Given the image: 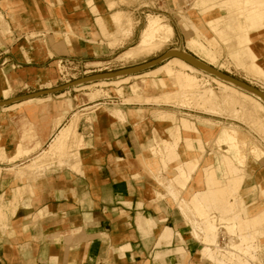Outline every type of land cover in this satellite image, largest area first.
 I'll return each instance as SVG.
<instances>
[{
	"label": "crops",
	"instance_id": "0c3cea01",
	"mask_svg": "<svg viewBox=\"0 0 264 264\" xmlns=\"http://www.w3.org/2000/svg\"><path fill=\"white\" fill-rule=\"evenodd\" d=\"M41 1L0 0V12L12 29L11 44L7 42L6 45L8 48L13 44H16L15 48L22 45L18 49V55L8 56L19 68L14 85L17 86L18 93L12 94L11 97L16 99L6 106L49 94L52 96L49 102L24 104L16 111L0 109V143L8 156L15 155V149L20 142L23 149H31L37 144H41L42 149L47 148L54 132L58 130L57 119L67 110V102L57 95L69 89L54 90L61 86L58 85L53 86L49 93L37 95L40 91L49 90L46 84L53 81L49 69L52 65L51 58L80 56L87 60L98 59L88 63L110 62L99 60L108 58L99 55L104 54V48L98 51L99 49L94 50L88 46L89 38H95L96 41L104 38L95 15L87 17L75 14L77 9L72 6L73 9L68 12L65 9V15L49 12L47 16L42 17L39 11ZM81 1L82 8H85L86 0ZM94 1L97 13L102 15L97 18L101 20L97 21L101 25L103 19L110 16L107 15L111 12L108 6L110 1L116 2L117 7H124L129 0ZM233 1L241 10L240 14L253 7H264V0ZM114 2H111L110 7H114ZM70 3L75 5L76 0H66V4ZM30 6L34 14L27 12ZM207 6L213 7L205 16L211 15L217 7L214 4L203 8ZM111 18L112 15L107 22L114 26ZM68 20L71 21L70 26L72 25L69 29L70 44L65 41L64 34L63 39H54V35H51L53 30L49 29L53 25L57 26V23L61 26ZM209 21L218 19L211 18ZM18 22L23 25V29L25 25L31 24L30 31L36 32L37 37H43L38 40H43L45 44L36 45L37 40L34 41L32 49L25 55L23 48L27 45H23V39L26 38L27 32L14 28V24ZM41 23H45L48 28H40ZM258 25L257 29L260 27ZM254 40L255 38L246 45H251L249 50L260 52L257 63L264 69V46L259 49L254 45ZM262 43L264 45V42ZM244 46L245 44L239 51L248 50ZM146 62L148 61L143 63ZM140 64L122 66L117 70ZM102 71L98 69L90 73L97 74ZM5 75L6 72H0V81ZM2 100L4 99L0 94V101ZM137 106H123L125 121L106 114L104 110L97 113L100 110L97 109V121L92 126L85 123L79 125V130L85 137V145L80 149L81 173L53 165L35 180L18 179L15 170L18 167L25 169V164L30 163L31 159L40 153V149L13 162L0 161V194H3L7 201L12 198L13 188L26 186L29 182L33 186V193L26 191L20 198L15 213L10 214V207L7 219L0 223V264L201 263L202 259L195 257L200 245L191 235L190 224L181 215L171 197L160 198L161 195L158 196L157 192L166 194L165 184L168 180L162 179L172 176L170 180L175 186L176 182L181 183L182 186L176 187L182 188L185 198L201 190L203 185L196 175L187 184L184 178L175 176L176 162L171 163L165 170L161 158L148 150L155 137V131L163 136L168 126L167 122L157 121L154 117L155 112L160 109L158 107L166 105L145 104L141 114L142 109L136 110ZM179 150L182 151V148ZM181 158L185 159L183 155ZM68 161L69 159L61 160L60 165L63 166ZM10 168H13L12 171ZM26 174L31 176L27 172ZM257 204H260L259 201ZM145 219H149L150 224H145ZM152 223L154 224L151 227ZM166 227L172 228L175 233L171 246L160 243L161 234ZM180 236L184 238V242ZM179 245L184 246L188 252V256L183 259H180L182 253H170Z\"/></svg>",
	"mask_w": 264,
	"mask_h": 264
},
{
	"label": "rangeland",
	"instance_id": "374dc122",
	"mask_svg": "<svg viewBox=\"0 0 264 264\" xmlns=\"http://www.w3.org/2000/svg\"><path fill=\"white\" fill-rule=\"evenodd\" d=\"M122 1H125V0H122ZM151 1H153V4H151ZM86 2L87 3L85 5V8H82V1L81 0H76L75 5H73L71 3L66 4V0H42L41 3L39 4V11H40V14L42 17L47 16L49 12L55 13L57 15H59L60 13L61 14L63 13L65 15L66 14L65 9H67V12H68V10L73 9L72 6H74V8L77 9L75 14L87 15V17H88V15H95L96 16V23H97L99 29L101 30V33H102L104 38L101 41H98V40L96 41L95 38H89L88 46L93 47L94 50L99 49L98 51H100V49L102 51V49L104 48L103 49L104 54H99V55H101V57H102V55H104L105 57H108V58L99 59V60L110 61V62H108V64H106V63L104 64L101 61L88 63L90 61H94V60H98V59H88L87 60L84 57H80V56H69L66 58H62V57H55L54 58L53 57L50 60L52 65L49 68L50 72L53 76V81H52V83L48 82L46 84L47 89L51 90V89H53V86L65 84L66 81H68V80L73 81L74 79H78V78L83 77V76L92 75V73H90V72L93 70L99 69V70H103L102 72H113V71L121 68L122 66H131V65L143 63L145 61H150V60L156 59V58L164 55L165 53H167L169 51V53L178 54V56L177 55L174 56L175 58L179 57L180 53H182V57H184V56L188 57L187 54H191L199 62H202L208 66H211L212 68H214L218 71L227 73V74H229V75H231L237 79L245 81L246 83L252 85L253 87L256 85L255 87L257 89H259L264 94V78L261 77L264 75H262V74H261V76L253 75L254 72L252 71L253 74L250 72L251 70H250L249 65H248L249 62L247 60H245L246 55L248 54V52H250L248 48L249 47L251 48V45L248 46L246 44H249L250 42L246 41L245 43H243V45L245 44L244 48L248 49V51L244 50L243 53L240 54V53H237L239 50H232V51L228 50L229 48L226 45V43L224 41H222L218 36H216L217 31L226 25L227 20L231 16L234 17L236 15H241L240 14L241 10L238 9L236 2H234L233 0H129L127 4H124V7H117L116 2L110 1L108 6H109V9L111 10V12H108L107 15L111 16L114 12H117V11L123 12L124 11L125 14H127L128 17L130 16L129 18H131V23H132L131 35L124 36V37L120 31L116 30L115 26L108 24L107 21H109L108 18L110 16L106 19H103L101 25L98 24L97 18L102 16V15L98 14L96 11L95 1L94 0H86ZM111 2L115 3L113 8L110 7ZM142 3H145L146 6H149L152 9H157L158 11L155 10V12H152L151 10H145V13L140 14V10H138V7ZM189 3H191V6H188ZM214 4H216L217 7L211 15L205 16L208 13H205L203 16L198 15V11L203 9L204 6L214 5ZM27 9H28V11H27L28 13L34 14L32 6L28 7ZM180 9H181V11H180ZM160 10H161V12H160ZM217 10H221V11L217 12ZM149 11H151V13L148 14L149 16L150 15L155 16V15H159V14L165 15L167 18V19L165 18V21L173 27L174 34L167 43H165L162 47L156 49L155 52L152 51L153 53L151 52L148 55H143V56H140L137 58H131V59L124 58V60H125L124 61L122 53H124V51H127L128 49H131L132 47H134L138 44L139 39L141 38L142 33L148 24L149 16L147 15L148 16L147 17L146 14ZM35 12H36V9H35ZM0 13H2V12H0ZM182 13H183V15H181ZM186 15H187V18H186ZM3 17H4V15H3ZM211 18L212 19L213 18L218 19V21H217V24H215L212 28H208L206 23H207V21L211 20ZM2 19L3 20L1 21V23L4 26H2V24L0 23V25H1L0 26V48H2V50H0V72L4 71V72H6V75L4 76L3 80L0 81V94L4 100H8V99H11L12 94L15 95L16 93H18L17 92L18 90H16L17 86H14V85H16L15 82L17 81L16 71L19 68L18 64L14 63L12 61V59L9 60L8 56H10L9 54H11L12 56L18 55V49L22 45H19L18 48H15L16 44L15 45L13 44L12 47H9V48L7 47L6 43L8 42L11 44V39L13 38L11 36L12 29H11V26H9L10 24L6 20V18L4 17ZM0 20H1V18H0ZM240 21H241V24L244 23L242 18L240 19ZM191 23H193V24H191ZM70 24H71V21L68 20V21H64V24L61 26L58 23H57V26L53 25V27L49 28V29H52L53 33H54V34L52 33L51 35H54V39L55 38L56 39H61V38L63 39V34H64L65 41L68 44H70L71 43V38H70V31L71 30L69 31V29L72 26V25L70 26ZM5 26H6V28H8V32L7 31L5 32V30H4ZM25 26H26L25 29H23V25L20 24V22L14 24V28H18V29H21L20 31L24 30L27 32L26 38L23 39L24 40L23 45H27V46H24L23 52L25 55H28V52L32 49V47L34 45L33 44L34 41L37 40L35 42L36 45L45 44V43H43V40H38V39H43V37H37L36 32L30 31V30H32L31 24L25 25ZM193 26L197 27L199 30H197V32H196L194 30ZM217 26H219V27H217ZM39 27L45 28V27H47V25L45 23H41L39 25ZM208 30L210 31V33H206ZM214 31H215V33H214ZM200 33L204 34L205 36L201 35L202 37L201 36L198 37L197 35H200ZM212 33H214L215 36ZM211 34H212V36H211ZM253 35H255V34H253ZM209 36H211L210 38H212V40H211V41H213L212 43L209 39ZM255 36L256 37L254 40V45H256L259 49L263 48L264 45L262 42H264V30L260 31L259 33H256ZM116 37L117 38L120 37V38L117 39ZM192 37L200 39L199 41H200V43H202L201 46H203V47L205 46L206 49H205V47H204V49H203V47H201V48H199V47L198 48H189L187 46L188 45L187 44L188 39H190ZM213 37H216V38H213ZM4 38H6V39H4ZM205 41L208 42L209 46ZM110 42H111V45H110ZM98 44H102V45H98ZM210 45H211L212 49H211ZM13 47H14V49H13ZM209 50H211V51H209ZM213 50H214V53L212 52ZM4 53H7V54H4ZM100 53H102V52H100ZM209 54H210V56H209ZM109 56H111V57H109ZM211 56H213V59H211ZM174 57L164 59L163 61H161L157 65H155L149 69H146L142 72H139V73L129 74L126 76H120L117 78H111V79H106V80H98L95 82H88V83H85L83 85L76 86L75 87L76 89L74 88L75 90H70V92H69V90H65V91L61 92L60 94H58L57 97L58 98H64L65 101L67 102V106H68L67 110H64L60 114V115H62L66 111L67 114H66V118H65L64 122H69L70 118H72L74 113H78L79 116L81 115L80 117L87 115L89 120H91L90 122L88 120L89 123H85L81 119L75 125V128L77 126L76 131L78 133V136L80 138L82 137V139L77 137L78 139H76V141H78V142H76V144L74 143L75 150L72 147L73 149L71 148V151H70V153L73 152V154L69 153V155H67V157H59V158L57 157L56 159L53 158L52 160L49 159L47 162L43 163V166H42L43 168L41 167V169L38 172L31 175L30 177H28V175L26 174V169H22V168L18 167L15 170L16 177L18 179L28 178L29 180H35L37 178V176L43 175L53 165H57V167H60V168L67 167L73 171L81 173L82 170H81L80 149L83 145H85V141H84L85 137L80 132L79 125L81 123H85L89 126H92L97 121L96 110L99 108V105H97L94 108H90L91 110L90 109H84V108L87 106L90 107V106H93V105H96L99 103H105V104H101L103 106L99 111H97V113L102 112L104 110L106 114L112 115V116H114V114H111L112 113L111 110L119 109V108L123 110V106H130L131 104L132 105H138L136 110L138 108L142 109L141 112L139 111L140 114L143 112L142 106L147 104V103H148L147 105L153 104L156 106L166 105L164 107H158L160 109L157 112H155L154 117L157 121L168 123V126L166 127L165 131L163 132V137H169V138L177 137L178 140L175 144L177 156L175 155V156H170V157L168 156L167 157L168 164L166 167H164L165 170L169 167V165L171 163L176 162L175 166H177V164H179V163H183V162H186L189 160L192 161L193 158L196 159L197 157H198L197 159L199 161L198 165L200 166V168L203 166L211 165V164L215 165L217 163V160H218L217 155L218 154L216 152H214V148H212L213 147V143H212L213 141L211 139L209 140L207 138L205 131L201 128V123L199 121L200 119L207 120L209 118L212 121L217 120L216 123L219 122V124H221V123L228 124V125L229 124H235L241 130V132L244 133L243 135L245 136L246 140H248V141H254L255 140L256 142H258V144L262 148H264V138L261 137V135H258L250 127V125L246 121L244 122V120H242L240 117L239 118L235 117V116L232 117L231 113H229V115H228L227 113L230 112L229 111L230 109L228 107H226L227 109L224 108L223 110H218V111L216 110L217 112L214 113L212 111L204 109L205 107L204 108L201 106H199L200 108H198V106L195 107L196 105H193V104L191 105V103L190 104L185 103L186 105H184L182 103L183 104V106H182V104L175 99H174L175 101L173 100L174 101L173 103H172V100H170L171 103H170V101H168L169 104H168V102L166 103V101H164V102L162 101L160 103H157V102L155 103L154 101L153 102L152 101L151 102H139V101L133 102V101H131V102H128L127 104H123L124 100H125L123 98H125V97L127 98V96L129 98V96L132 95V91L130 89L131 85H133L132 83L138 84L139 87L141 88L140 90H138V93L139 94L142 93V95H145V96H157V95L160 96V95H165L168 92L174 93L173 92L174 89H175L174 91L177 92L179 90V87L177 88L178 85H177L174 77H170V78L166 77L165 78L167 84L169 85V87H167V88L157 86V84H155L152 81V79H149V78L146 79V81H144V82L140 78H138V79L135 78L136 76H141V75H143V73L145 74L146 72H149V71L154 70L160 66H163L165 63L167 64V62L168 61L170 62L172 58L174 59ZM60 59L63 60L62 64H60L58 61ZM6 61H7V63H6ZM211 61H213V62H211ZM186 62L189 66H192L193 68L198 69V71L200 70L198 72V74L196 75V77H198L200 79L199 80L200 84L203 82L201 84L202 86L205 85L206 88H209V89L213 88L216 91H218V90L220 91L219 85L216 82L210 81L211 78L218 79V80L220 79V81L222 83H224L225 85L233 87L240 92H244V93H247L249 95H252L254 98L258 99L259 101H261L264 104V101L259 96H257L256 94H254L248 90H245V89H243L237 85H234V84H232V83H230L224 79H221V78H219L213 74H210L208 71H205L204 69H202V68H200V67H198L192 63L190 64V62H188V61H186ZM12 65H15V67L13 68ZM247 67H248V69H247ZM201 71H202V73H201ZM86 72H87V74H86ZM97 73H101V72H97ZM206 74H208V75H206ZM201 75H203V77ZM208 76H210V77H208ZM201 78L203 79V81L201 80ZM204 78L207 79L206 82L204 81L205 80ZM121 81H124V82H121ZM200 81H202V82H200ZM207 82H208V84H207ZM26 90H28V88H26ZM26 90H24V91H26ZM96 90H99V93H98V95L94 96L93 91H96ZM145 92H150V93L154 92L155 94H145ZM91 94L94 98L91 96ZM48 97L51 101L52 96L49 94L45 97L31 98V99H28V100L23 101V102L14 103V105L12 104V106H15V108L18 109L19 107H21L24 104L27 105V104L38 103V102L40 104V100H43L46 98L48 99ZM34 99H36V100L33 101ZM37 99H38V101H37ZM16 104H17V106H16ZM18 105H19V107H18ZM7 107L10 108L11 105L10 106H3L2 109L1 108L0 109L6 110ZM15 108L13 110H11V109H9V110L7 109V110L8 111H16L17 109H15ZM70 109H72L71 113H70ZM123 112H124V110H123ZM217 113H219V114H217ZM11 114H13V112H11ZM125 116H126V114H125ZM99 117H100V115H99ZM193 126H195V128H197L198 131L195 130L193 128ZM174 127H176L177 129ZM218 129H219V127L216 126L214 133H216L218 131ZM80 134H81V136H80ZM156 136H157V133L155 131V137ZM180 147L182 148V151L179 150ZM1 148H2V145L0 143V154H1L0 155V161H2V162H5V161L13 162L16 159L24 156V155H20V156L15 157L13 155L14 157L9 156L8 159H4V158H2ZM211 148L213 149V151L211 150ZM245 151H246L245 152L246 153V162L241 167L239 174H237V177L239 179L242 178V180L241 179L239 180V181H241V183L239 182V184H240V185L238 184L239 188L235 193L237 195L236 197H237V201H238V205H239L238 207L241 209V207L243 208L245 205L250 204V201L247 199V197L249 195H253L254 200L259 201V203L261 204L260 205V208H261V207H264V197L261 196L262 194H264V164L260 165V164H258L257 161H255L252 165H250V162H251L250 152L248 149H246ZM182 155L185 157L184 160L181 158ZM10 157H12V158H10ZM67 159H69L68 163L61 166L60 161L61 160L65 161ZM28 163H26L25 165H27ZM10 169L12 171L13 168H10ZM1 171H2V168L0 167V174H1ZM223 172L224 171H221L218 174V178L222 182H226L227 180H225L226 178H224L225 175ZM195 175H196V177H198V171L196 172ZM229 176H232V174H229ZM193 177H194V174H193ZM171 178L162 179V181L169 180ZM191 180H189L187 184H189V182ZM176 184L180 185L181 183L178 181V182H176ZM180 186H182V185H180ZM187 187H188V185H187ZM26 191L33 193V186L31 184V182H29L26 186L13 188L12 198L9 201H7L4 198L3 194H0V223L7 219V213H8V210L10 207H11L10 208L11 209L10 214L15 213V210L18 206L19 200H20V198L23 197V195L26 193ZM228 196H230V198H232L230 192L228 193ZM159 197L165 198L167 196L163 195V196H159ZM253 212H256V209ZM153 224L154 223H152L151 227L153 226ZM261 224H262V226L259 224L261 226V228H257L258 230L263 228L264 220L261 221ZM263 231L264 230L262 229V230H260L261 233L258 232L259 234L256 233L255 235L253 233V236L258 237V240H259L258 245L260 246L258 248V252L257 251L255 252L257 258H255V261L253 264H264V232ZM174 234L175 233H174L172 228L166 227L165 230L163 231V233L161 234L160 243L171 246L173 243ZM225 236L226 237L228 236V238H229V235H225ZM228 238H227L226 242H228ZM182 240H184L183 237H182ZM197 242H199V241H197ZM226 242L224 241V244ZM221 244H223V243H221ZM199 245L200 246L197 247V250L195 252V257H197V259L200 258L199 249L202 246V244L199 242ZM183 252L186 253V255H188L186 248L184 246H181V245L175 247L173 250L170 251V253L172 255L173 254H181ZM218 253L223 254L222 251L218 252ZM200 264H213V263L209 260L202 259ZM230 264H239V263L237 261H231L230 260Z\"/></svg>",
	"mask_w": 264,
	"mask_h": 264
},
{
	"label": "bare ground",
	"instance_id": "6f19581e",
	"mask_svg": "<svg viewBox=\"0 0 264 264\" xmlns=\"http://www.w3.org/2000/svg\"><path fill=\"white\" fill-rule=\"evenodd\" d=\"M112 6L113 5H111V7ZM188 6H191V3H189ZM212 7L213 6H207L199 10L198 15L203 16L205 13L211 11ZM146 9L147 10L150 9L152 12H155V10H157V9H152L149 6H146L145 3H142L138 7V10H140V14H142L143 11ZM151 11H149L146 14V16L149 13H151ZM181 15H183V13ZM129 17L127 14H125L124 11L123 12L117 11L112 14L111 21L116 27V30L121 32L123 37L131 35V32H132L131 30L132 23H131V18ZM0 18H1L0 20V23H1V21L3 20L2 18H4L2 13H0ZM165 18L166 16L162 14L155 15V16L150 15L148 18L149 19L148 24L146 28L144 27L145 30L143 31L138 44L132 47L131 49L124 51V53H122L123 60L124 58L131 59V58H137L143 55H148L152 51L155 52L156 49L162 47L165 43H167L173 36L174 29L169 23L165 21ZM186 18H187V15H186ZM241 18L243 19V22L245 23V25L241 24V21H240ZM97 21L100 22L101 20L98 19ZM258 23L260 27L257 29ZM206 24L208 28H212L215 24H217V21H213V22L209 21ZM2 26L4 25L2 24ZM193 27L196 32L197 30H199L197 27L195 26ZM263 29H264V7H253L251 9L244 11L241 15L230 17L228 21L226 22V25L217 31L216 36H218L222 41L226 43V45L229 48L228 50L230 51L240 50V48L243 46V43H245L246 41L251 42L256 37L255 35L256 33H258L257 31L258 30L261 31ZM4 30L5 32L6 31L8 32V28H6V26ZM201 33L200 35H197V36L198 37L201 35L205 36L204 34H201ZM206 33H210V31L208 30ZM214 33L212 34L214 35ZM211 36H209L210 41L212 40V38H210ZM119 38L120 37H118L117 39ZM213 38H216V37H213ZM199 40L200 39L198 38L192 37L188 39L187 46L189 48L203 47L201 46L202 43H200ZM212 42L213 41H211V43ZM206 43L208 44V42ZM110 45H111V42H110ZM243 51L244 50H241V51H238L237 53L241 54L243 53ZM249 51L250 52H248V54L246 55L245 60L249 62L248 65L251 70L250 72L252 73L253 71L254 74L253 73L252 74L256 76L258 75L261 76V74L264 75V69L257 63L260 52L251 51V50ZM212 52L214 53V50ZM185 58L186 56L182 57V53H180L179 57H176V58L174 57V59L172 58L170 62L169 61L167 62V64L165 63L163 66H160L154 70L146 72L145 74L143 73V75L140 74L141 76L135 77L136 79L138 78L142 79L143 82L146 81V79L148 78L152 79V81L155 84H157V86L159 87L161 86L163 88L169 87L165 78L174 77L178 85L177 88L179 87V90L177 92H175L174 91L175 89H174L173 90L174 93L168 92L165 95H160V96L158 95L157 96H145V95H142V93L141 94L138 93V90L141 89L139 85L136 83H132L133 85H131V88H130L132 91V95H130L129 98L128 96L127 98L126 97L123 98L125 99L123 104H127L128 102H131V101L133 102L134 101L135 102L136 101L137 102L138 101L139 102H151V101L153 102L154 101L155 103L166 101L167 103L170 100H172V103H173L175 100H177L181 104L183 103L184 105H186L185 103H189V104L191 103V105L192 104L196 105L195 107L198 106V108H200L199 106L203 108L205 107L204 109L212 111L214 113H216L218 110H223L224 108L228 107L230 109L229 110L230 112L227 111L228 115L229 113H231L232 117L233 116L238 117V118L240 117L242 120H244V122L246 121L258 135H261V137L264 138V104L258 99L254 98L252 95H249L244 92H240L233 87L225 85L224 83L220 81V79L219 80L214 79V78H211L212 80L210 79V81L216 82L219 85L220 91L219 90L216 91L213 88L212 89L206 88L204 84H203L204 86H202L201 84L203 83L202 82L203 79L201 78L202 81L200 82L202 83L200 84L199 83L200 79L196 77V75L198 74L200 70L198 71V69H195L192 66H189ZM211 59H213V56H211ZM203 75L201 76L203 77ZM261 77L264 78V76H261ZM204 81L206 82L207 79H205ZM121 82H124V81H121ZM98 93H99V90L93 91L94 96L98 95ZM35 100L36 99H34L33 101ZM49 100L50 99L48 97V99L46 98V99L40 100V103H43ZM101 104H105V103H99V104H96L90 107L87 106L84 109L94 108L97 105H99V108H98L99 110L103 106ZM14 108L15 106H12V105L10 108L7 107L8 110L9 109L13 110ZM138 109L140 110L141 108H138ZM111 112H112L111 114H114V116L118 118L119 120L125 121L126 116L122 109L120 108L113 109L111 110ZM66 114L67 113L65 111L62 114V116H60L57 119L56 126L58 127V130L54 132V135L50 143L48 144L47 148L42 149L41 144H37L35 147L31 149H23L21 142L19 143V145L17 143L18 146L15 149L16 150L15 155H14L15 157L20 156V155H29L30 153L40 149V153L37 156L33 157L31 159V162L25 166L26 172L29 175H32L33 173L38 172L43 166V163L47 162L49 159L52 160L53 158L56 159L57 157L58 158L67 157L72 147L75 150L74 143L76 144V142H78L76 141V139L80 138L76 131L77 126L75 128L76 123L81 119L85 123H89L91 120H89L87 115L80 117L81 115L79 116L78 113H74L72 118H70L69 122H63L64 118L66 117ZM208 119L207 120L200 119L199 121L201 123V128L206 133L207 138L213 141L212 148H214V152L218 154L217 163L215 165L211 164V165L203 166L200 168V166L198 165L199 164V161L197 159L198 157L196 156L197 157L196 159L193 158L192 161L189 160L183 163H179L177 164V166L174 167L175 176H177L178 178L180 177L184 178L185 182H188L189 180H191L193 178V174L195 175L196 172L198 171L197 178L199 182L202 183L203 188L197 192H194L189 198H185L182 195V188L179 189L178 187H176L173 181L169 179L167 184H165L166 191H167L166 194H160L157 192V195L158 196L159 195L169 196L174 200V203L176 202L177 204L176 206L178 207L179 211L182 213L181 215H183L186 218L187 222L191 226V235L193 239H195L196 241H199L202 244V247L200 249L201 259L209 260L213 264H230V260L237 261L239 264H253L255 261V258H257L255 252L256 251L258 252V248L260 247L258 245V242H259L258 237L253 236V233L255 235L256 233L260 232V230L262 229L264 230V225L262 229L260 230L257 229V228H261L262 226L261 221L264 220V207L260 208L261 204H257V201H255L253 196L250 195L248 196V200L250 201V204L245 205L243 208L241 207L240 209L238 207L239 205H238V201L236 197L237 195L235 193L239 188L238 186L239 182L241 183V181L239 180L240 179L242 180V178L239 179L237 177V174H239L241 167L246 162V153H245L246 151L245 150L248 149L250 152V155H251L250 165H252L255 161H257L258 164L263 165L264 164V148H262L258 144V142H256L255 140L254 141L246 140L245 136L243 135L244 133H242L241 130L235 124H229V125L223 124V123L219 124V122L216 123L217 120L216 121L214 120L215 121L214 122ZM216 126H218L219 129L216 133H214ZM193 128L197 130L195 126H193ZM80 139H82V137ZM176 142H177V138L163 137L157 134V136L153 139L152 143L148 147L149 148L148 150L153 155L159 156L163 163V167H166L168 164V161L166 160V156L170 157V156H175L177 154L176 149H175ZM212 148L211 150L213 151ZM1 153H2V158L4 159L9 158L7 152L5 151L3 147H2ZM71 153L73 154V152ZM221 171H224L223 173L225 175L224 178H226L225 180H227L226 182H222L218 178V174ZM229 174H232V176H229ZM229 192L232 198L228 196ZM261 196L264 197V194H262ZM255 209H256V212H253L255 211ZM144 223L150 224V220L145 219ZM224 234L229 235V238L228 236L226 237ZM223 236L226 237V240L228 238V242H226L225 240L226 242L225 244L224 242H222ZM180 239L182 242H184L181 236H180ZM221 251L223 252V254L218 253ZM183 253L180 256V259L181 258L183 259L188 256L186 255V253L184 254Z\"/></svg>",
	"mask_w": 264,
	"mask_h": 264
},
{
	"label": "water",
	"instance_id": "95a60500",
	"mask_svg": "<svg viewBox=\"0 0 264 264\" xmlns=\"http://www.w3.org/2000/svg\"><path fill=\"white\" fill-rule=\"evenodd\" d=\"M175 55L177 54H174V53H169V51L167 53H165L164 55L156 58V59H153L151 61H148L146 63H143V64H140V65H137V66H134V67H131V68H126V69H121V70H117V71H113V72H102V73H97V74H92V75H88V76H83V77H80L78 79H74L73 81H70L68 83H65L57 88H54V90H64V89H70V88H75L76 86H80L81 84H85V83H88V82H95V81H98V80H106V79H111V78H117V77H120V76H126V75H129V74H134V73H139V72H142L146 69H149L155 65H157L158 63H160L161 61H163L164 59H167V58H170V57H174ZM188 57H186L185 59L204 69L205 71H208L209 73L221 78V79H224L234 85H237L245 90H248L254 94H256L257 96H259L263 101H264V94L259 90L257 89L256 87H253L252 85L246 83L245 81H242L240 79H237L227 73H224V72H221V71H218L214 68H212L211 66H208L202 62H199L194 56H192L191 54H187ZM51 90H44V91H40L38 94L42 95V94H45V93H49ZM16 98H11V99H8V100H2L0 101V107H3V106H6L8 104H10L13 100H15Z\"/></svg>",
	"mask_w": 264,
	"mask_h": 264
},
{
	"label": "built area",
	"instance_id": "2783aa9c",
	"mask_svg": "<svg viewBox=\"0 0 264 264\" xmlns=\"http://www.w3.org/2000/svg\"><path fill=\"white\" fill-rule=\"evenodd\" d=\"M151 4H153V1H151ZM154 7V6H153ZM155 8V7H154ZM147 10V9H146ZM150 10V9H149ZM143 13H145V10L143 11ZM59 61V63L60 64H62L63 63V60L62 59H60V60H58ZM12 67L14 68L15 67V65H12ZM68 82H70V80H68V81H66V83H68ZM73 90H75L74 88H72ZM70 90L71 89H69V92H70ZM226 240V237L225 236H223L222 237V242H224Z\"/></svg>",
	"mask_w": 264,
	"mask_h": 264
}]
</instances>
